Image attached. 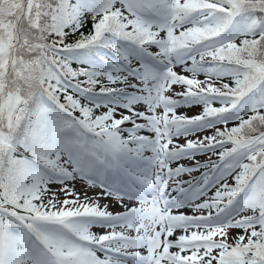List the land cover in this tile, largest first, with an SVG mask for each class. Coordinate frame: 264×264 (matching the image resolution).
Returning <instances> with one entry per match:
<instances>
[{"label":"snow or ice","instance_id":"snow-or-ice-1","mask_svg":"<svg viewBox=\"0 0 264 264\" xmlns=\"http://www.w3.org/2000/svg\"><path fill=\"white\" fill-rule=\"evenodd\" d=\"M0 264H264V0H0Z\"/></svg>","mask_w":264,"mask_h":264},{"label":"rangeland","instance_id":"rangeland-1","mask_svg":"<svg viewBox=\"0 0 264 264\" xmlns=\"http://www.w3.org/2000/svg\"><path fill=\"white\" fill-rule=\"evenodd\" d=\"M201 79H203L202 77H201ZM234 232L236 231V230H233Z\"/></svg>","mask_w":264,"mask_h":264}]
</instances>
